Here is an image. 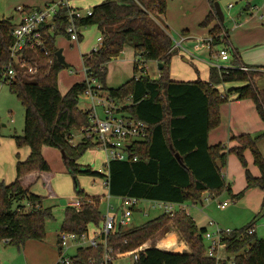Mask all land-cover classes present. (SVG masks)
<instances>
[{"label":"trees","instance_id":"1","mask_svg":"<svg viewBox=\"0 0 264 264\" xmlns=\"http://www.w3.org/2000/svg\"><path fill=\"white\" fill-rule=\"evenodd\" d=\"M207 2L210 11L201 26L207 27L216 21L209 34L214 44L224 43L229 48L223 23L214 9L215 1ZM23 10L29 12L33 7H23ZM67 12L66 7H59L52 33L44 29L48 54L33 51L26 54L28 63L36 62V74L17 73L9 83L2 82L9 86L24 109L22 134L12 136L14 142L18 148H29L28 157L15 165V179L9 184L0 182V241L18 250L28 240H44L45 220L52 216L51 207L42 204L43 197L33 194L29 186L21 183L27 175L50 170L41 153L43 145L63 152L66 171L73 180L80 204L78 208L65 206L59 232L80 235L90 227L99 228L103 219L100 197L86 194L77 180L79 175L105 177L101 171L78 162L96 144L86 138L72 142L75 132L89 126L88 111L78 106L87 83L75 82L65 94L58 88V73L67 64L57 61L55 39L58 35L69 38ZM165 12L166 0H102L91 8V15L76 20L78 28L95 25L101 37L96 50L81 56L88 78L95 79L100 91L122 106L121 112L147 125L146 138L128 147V160L109 161L106 169L109 196L195 204L202 201L205 192L209 198L220 195L223 190L230 193V185L223 176L229 153L236 155L245 174L244 188L231 195L232 198H240L253 187L264 190V159L256 146L264 131L255 136L249 133L234 136L236 144L229 148L223 143H208L209 132L220 124V105L232 95L237 100L251 101L264 125V88L256 84V79L264 73L244 65L237 51L230 50L231 66L211 65L207 81L171 79L169 65L174 51L167 25L161 18ZM12 28L10 17L0 18V72L10 61ZM80 38L79 34L78 41ZM125 46L134 50L133 76L118 87H107V64ZM148 61L160 64L158 78L151 79L145 73L143 67ZM242 66L248 70H242ZM234 83L238 86H230L225 93L217 88ZM246 149L253 156L259 176H253L247 169L243 156ZM175 153L180 155L182 163L177 161ZM170 228L179 234L190 252L172 253L152 245L139 252L131 264H218L216 258L205 254L207 245L203 234L207 229L197 227L186 212L178 210L173 214L162 212L137 226H118L106 236V246L114 254L131 251ZM249 230L252 231L249 233ZM222 241L232 264H264V238L256 236L252 223L231 230ZM104 252L103 244L95 248L77 247L69 264H100Z\"/></svg>","mask_w":264,"mask_h":264},{"label":"rangeland","instance_id":"2","mask_svg":"<svg viewBox=\"0 0 264 264\" xmlns=\"http://www.w3.org/2000/svg\"><path fill=\"white\" fill-rule=\"evenodd\" d=\"M45 1L46 0H0V17H10L12 23H15L19 17L17 9L21 8L22 6H41L45 3ZM101 1L102 0L95 3L96 0H87V5L90 2V7L92 8ZM214 1L218 2L223 13V25L228 26L229 18L235 14V11L242 9V7L251 0ZM73 2L76 3L79 2V0H71L70 4ZM205 2V0H166V16H168V22H171V25L170 27H167L166 25L165 26L169 36L171 37L173 44L172 47H174V53L171 57L169 65L170 78L176 80H196L199 78L202 81H207L208 68L211 65L217 67L231 66V53H229V60L219 61L212 57L213 54L208 49L194 48L196 39H203L208 36L207 27H202L200 22L203 20V17L200 18V14L204 10ZM230 3L233 5V7H228V4ZM183 14L188 16L183 17ZM185 28L191 30L188 35L190 38L186 37L183 39L180 42V45L176 48L174 45L182 38L181 35ZM82 29L81 40L75 41L72 46H70L67 38L63 35H58L55 39V45H57L59 49H63L65 52H68L69 56V58H67L65 53H62L67 66H64V68L59 71L57 76V82L61 90L66 87L67 83L71 82V78L74 79L83 77L81 55L86 52L89 53L91 51V49L89 50L90 46L93 49L100 44L98 41L100 33L95 25H89ZM218 49V44L213 47V50ZM133 60H135V57L133 54H131V50H124V52H122L119 57L116 58V60H113L105 79L107 85H110L111 88H115L116 86H119L129 80L133 76V67L131 64ZM157 64L158 63L156 61H148L145 64V70L148 72V76L151 79H155L152 77H154L156 74L159 75ZM69 71H72L73 75H71ZM21 74L33 76L36 73L26 72ZM230 97L228 98L227 102L220 105V124L211 130H214L211 134L215 135L210 138L211 142L215 141L217 137L219 139L222 138L224 133L225 138L223 137L222 139L224 140L221 139L222 142L220 143L228 145L226 142L228 131H234V135L228 139L229 141H235L233 137L240 135H237L235 132L241 133L248 127H250L248 130L251 129L249 132H256V134L254 133L255 135L259 134V131H261V129L256 128L258 124L261 125L262 121L260 120L253 104L248 100H231ZM91 104L92 102L90 99L86 98L84 95L79 96L78 106L80 109L88 110ZM96 110L99 117H101L100 107H97ZM23 111L24 109L21 103L16 98V96L10 92L9 86L7 84L0 83V169H2L4 165L8 167L9 172L6 175V178L11 176L10 170L13 175L15 172V163L12 164L10 160L5 161L8 157V153H10V145L14 150V155L21 148H23H18L12 137L14 135L22 134L24 122ZM221 114L223 117L222 121ZM232 116H235L237 120L238 118H242V121H239L240 123H235V119H233ZM2 125H4V127ZM243 133L248 132L244 131L241 134ZM254 134L250 135L255 136ZM80 138L81 133L79 134V132H75L72 142L76 143L80 140ZM256 146L264 159V137L257 141ZM260 146L263 150V153L261 152ZM229 156L234 159V162L232 160L229 162ZM243 156L248 170L250 166H253L256 170H258L257 166L253 162V156L249 149H246L243 152ZM103 159L104 152L99 149V147L94 145L81 156L79 161L87 162L91 168L95 166L105 169V167L102 165ZM227 160L229 163L228 169L234 173V177H231L232 175H227L224 178L225 183L230 185V193L226 190H223L220 195H217L214 198H209L208 200H206L208 195L204 194L205 197L203 198L204 195L202 196V202H197L195 204L185 202L182 204L186 212H189L191 217L195 219L196 225L199 227L203 224V226L207 227V231L215 232L217 229L233 230L252 223L256 230V236L258 238H264V190L259 187H253L247 189L240 198H232L231 195L240 192L244 188L245 174L244 169L242 168L238 158L234 153H229L227 155ZM59 164L60 167L56 162H51V169L56 170V168L62 167L63 160L61 156ZM226 168L227 166L225 165L223 168L224 173H226ZM55 173L56 184L53 183V185L60 190V194H58V190L56 188L55 190L52 186L50 188L51 191L48 190V186L46 184L41 186L40 183L36 182V185L34 186L35 191L40 189L47 190V193L42 196V204L45 207H51L52 212V216L45 220L46 235L44 240H29L38 242L36 243L38 246H36L34 249L28 247L26 252L24 249L18 250L16 246L0 241V264H55L58 260L59 253L55 246V238L56 234L60 231V225L64 217L65 209V205H60V200L65 199L67 203H69L70 201L77 200V198L73 189V180L65 168L63 170L60 169V172ZM250 173L252 174L253 172L250 171ZM78 178H83V181H81V179L79 181ZM77 180L79 186L85 192L89 191V193L100 195V211L102 215H106L107 205H111L114 208L113 210L109 211L111 214H114L115 211L119 212V210H124L127 208L117 197H107L108 194L104 191V187L106 188V186L102 185V183L105 181V177L99 178L79 175ZM51 192L56 194V196L51 195ZM221 202H227V205L224 208H220L218 203ZM143 212L145 214H142ZM160 213H162L161 210L153 208L150 201H140L132 211L131 216L128 218L127 226L125 227L140 225L147 220L158 216ZM208 220L213 221L214 225H208ZM162 237L163 233H159L156 237L147 241V245L151 244V246H155L156 244H159L160 240H162ZM171 238L172 236H170L168 239ZM207 241L206 245H208ZM76 246L77 245L74 243H69V247L66 250V255L71 256L74 254ZM217 255L218 264L221 262V257L223 255L224 257L225 255L227 256V254L224 252V249H220ZM227 258L229 260H227L226 264H232L231 257L227 256ZM132 261V256H125L115 260L113 264H131Z\"/></svg>","mask_w":264,"mask_h":264},{"label":"built area","instance_id":"3","mask_svg":"<svg viewBox=\"0 0 264 264\" xmlns=\"http://www.w3.org/2000/svg\"><path fill=\"white\" fill-rule=\"evenodd\" d=\"M71 0H57L55 2H48L33 8V10L27 12L23 10V7L17 9L18 19L13 23L11 30L12 42L9 47L10 61L0 72V83H9L10 79L17 73H36L37 64L28 63L25 59L26 54L29 52H40L44 55L48 54L47 50V38L44 34V29H49V33H52L55 24V16L58 13L59 7H66L68 9L67 19L68 25L66 28L69 34V40L77 41L79 37L78 26L76 20L81 19L85 16L91 15V8L81 10L73 8L70 5ZM229 4L228 7H232ZM180 39L174 46L177 48L180 45ZM99 43L101 37H98ZM214 38L212 35L207 36L203 39H196L194 44L195 49L206 48L213 54L212 57L219 61L229 60L230 50L227 46H220L218 50H213ZM98 47V46H97ZM94 48L93 50L97 49ZM174 48V47H173ZM217 67V66H216ZM221 66H218L220 68ZM230 67V66H229ZM242 70L247 71L248 67H241ZM72 72V71H70ZM84 80L87 83V88L84 90L83 95L90 99L92 104L89 107V126L79 131L81 138L91 140L96 144L99 149L105 153V160L103 166L105 169L102 170L105 173V181L103 185L107 188V166L110 160L116 159L125 161L129 159L128 147L134 141H141L146 138L147 125L140 120H135L124 112L120 111L121 105L111 101L101 91L100 85L93 78H88L86 75V69L83 67ZM95 87V88H94ZM100 107L101 117L97 114L96 108ZM80 138V139H81ZM136 157H133V161ZM209 197H206L208 200ZM121 203L127 208L124 210L115 211L114 214L109 212L113 210L111 205H107L106 215H102L103 219L101 225L98 228L97 235H90L88 232L83 234H75L71 232H59L57 235V249H58V260L60 264H69L70 255H66V250L69 247V243L76 244L77 247H93L95 248L98 244H103L105 247L104 257L100 264H113L117 259L125 256H132L133 260L137 259L138 253L151 246L147 245L146 242L134 250L126 252L112 253V250L106 246V236L116 229L118 226L125 227L128 223V218L132 214V207L143 200H138L134 197H119ZM152 207L160 209L161 212L173 214L175 211L186 212L183 204H175L166 201L152 200ZM78 200L70 204L71 207H79ZM227 205L226 202L218 204L220 208H224ZM187 214V213H186ZM208 225H214V222L209 220ZM231 230L217 229L215 232L205 231L203 234L208 245L206 248V255L208 257H214L218 259V251L224 249L223 239ZM252 230H249L250 233Z\"/></svg>","mask_w":264,"mask_h":264},{"label":"crops","instance_id":"4","mask_svg":"<svg viewBox=\"0 0 264 264\" xmlns=\"http://www.w3.org/2000/svg\"><path fill=\"white\" fill-rule=\"evenodd\" d=\"M55 1H57V0H46L45 3L55 2ZM99 1L100 0H96L95 3L99 2ZM205 1L206 2L204 3V10L200 14V18L203 17V20H204V18L206 17V15L210 11V6H209L207 0H205ZM70 5L73 8L83 9V10L91 8L90 7V2L87 5V0H79V2H76V3L73 2ZM22 7H24V6H22ZM37 7H39V6H36V7H33V8H37ZM186 16H188V15H184L183 14V17H186ZM161 18H162L163 22L167 25V27H170L171 22H168L169 18H168V16H166V12ZM203 20H201L200 22H202ZM200 22H199V24H200ZM228 22H229L228 26L223 25V29H224L223 30L224 31L223 35L226 36L227 45L230 48V49L229 48L228 49L229 50H234V51L236 50L239 60L244 65L254 67L258 71L264 73V0H251L246 5H244L242 7V9H239L238 11H235V14L232 17L229 18ZM215 24H216V21L212 22L209 26H207L208 36L210 35L209 33H210L211 27L214 26ZM82 30H83L82 28H80V30H79V34H80L81 37H82ZM190 31L191 30H188L187 28H185L183 30V32H182V35H181L182 38L183 39H185L186 37L190 38V36H188ZM67 40L70 43V46H72L75 43V41H71L68 38H67ZM80 40H81V38H80ZM218 45L226 46V45H224V43H220ZM56 47L58 48L57 45H56ZM90 49H91V51L93 50L91 48V46L89 47V50ZM61 50H62V53H65L66 57L69 58L68 52H65V50H63V49H61ZM124 50L125 51L126 50H131V54L134 55V50H133L132 47L125 46L123 48L122 52H124ZM83 54H87V52L83 53ZM118 57H116V58H118ZM116 58L111 59V61L107 64V72H108L109 67L112 64V61L116 60ZM133 61L131 63L132 67H133ZM158 66H159V63L157 64V69L159 70L160 68ZM143 68H144L145 73L148 75V72L145 70V65H144ZM69 73H71V75H73L72 72L69 71ZM158 77H159V75L156 74L152 78L156 79ZM171 79H173V78H171ZM83 80H84V74H83V77H81V78H74V79L71 78V82L67 83L66 87L63 90H61L60 86L58 85L60 93L61 94H65L67 92V90L75 82H81ZM173 80H176V79H173ZM178 81H191V80H178ZM236 84L237 83H234V84H223V85L217 86V88H218V90L220 92L225 93L227 91V89H229L230 86H238ZM256 84H257V86L259 88H264V75L259 77L258 79H256ZM106 85H107V83H106ZM107 87L111 88L110 85H107ZM116 87H118V86H116ZM235 97H236V95H232L230 97V99L234 100ZM249 102H251V101H249ZM81 110H85V109H81ZM23 115H24V111H23ZM232 117H233V119H235V123H240L239 121H242V118H238V120H237L235 116H232ZM222 118L223 117H222V114H221V121H222ZM2 126L4 127V125H2ZM249 128L250 127H248L246 130H243L242 132L246 131V132H248L249 134H252V135L254 133L256 134V132H254V133L249 132V131H251V129L248 130ZM256 128L261 129V131H259V133L264 131V125L262 123H261V125L258 124V126ZM213 131H210L209 134H208V143L210 145L220 143V142H222V140H224L222 138L223 137L225 138V134L223 133L222 138L219 139L217 137V139H215V141L211 142L210 138L215 136V135L211 134V133H213ZM215 132H217V131H215ZM233 133H234V131H228L227 132V139H226L227 141L225 140L227 142V144H228L227 148H229V147L233 146L234 144H236L235 141H232V140L229 141L228 140L232 135H234ZM235 133H237V135L241 134V133H238V132H235ZM260 149H261V152L263 153V150H262L261 146H260ZM19 151H20V153H19ZM19 151L14 155V150L11 148V145H10V153H8V157L6 158L5 161L10 160V162L12 164L15 163V165H16V163L18 161H24L29 155V148L28 147H23ZM41 153H42L44 159L46 160V162L48 163L50 171L49 172H43V173H32V174L27 175V176H25V177H23L21 179V183L24 186H29L30 191L33 194L38 195V196H43L44 194L47 193V190L40 189V190L35 191L34 186L36 185L35 184L36 182L40 183L41 186L46 184L48 186V190L51 191V189H50L51 186L54 187L53 183L56 184L55 183V180H56V173L55 172H60V169L63 170L64 168L66 170L64 161H63V164H62L61 168H56V170H52L51 169V166H52L51 162H53V161L56 162L57 165H59V167H60V164H59L60 156H61V158L63 160V156H62L61 152L58 149L43 145L41 147ZM104 160H105V153H104L103 161ZM231 160L234 162V159L231 156H229V162ZM103 161H102V163H104ZM78 162L80 164H83V165H88L87 162H85V161L81 162V161L78 160ZM226 163H227L226 164V166H227L226 173H224V171H223L224 178L227 175H229V176L232 175L231 177H234L233 176L234 173L230 169H228V167H229L228 160H227ZM93 169L101 171L102 173H104V171L102 170L101 167H95L94 166ZM250 171L253 172L252 173L253 176H259V174H260L259 170H256L253 166L252 167L250 166L249 172ZM8 172H9V169H8V167L6 165H4V167L2 169H0V174H1L0 175V182H3L5 184H9L15 179V172H14V175H13L11 170H10V175L11 176H9V178H6V175H7ZM3 173H5V174H3ZM80 179H81V181H83V178H78L79 181H80ZM102 185H103V183H102ZM55 188L58 190V194H60V190L57 187H54V189ZM104 191L108 194L107 188L104 187ZM86 192L85 193L88 194L89 196H100L98 194L96 195L95 193H89V191H86ZM51 195L56 196V194H53L52 192H51ZM108 196H109V194L107 195V197ZM204 197H205V195L203 196V198ZM117 198L119 199V197H117ZM74 201H76V200H74ZM74 201H70L69 203H67V201H66L65 202V206H70V204L73 203ZM186 213L191 217V214L189 212H186ZM142 214H145V213L143 212ZM193 220L195 222V219H193ZM208 221H207V223H208ZM200 227H204L205 229H207V227L203 226V224H202V226H199V228ZM97 231H98V228L90 227L89 231H88V234L97 235ZM254 232L256 234L255 228H254ZM58 233L56 234V238H55V241H56L55 246H56V248H57V235H58ZM170 236H172V238L168 239ZM36 243H38V242L29 241L28 240V241L25 242L23 249L25 250V252L28 249V247L31 248V249H34L36 246H38V245H36ZM146 244H148V242H146ZM155 247L158 248V249L167 251V252H172V253H188V252H190L188 245L180 238L179 234L175 230H173L172 228H170V230H164L162 240H160L159 244H156ZM221 259L222 260H221V262H219V264H226L227 260H229L226 255H225V257L223 255L221 257Z\"/></svg>","mask_w":264,"mask_h":264},{"label":"water","instance_id":"5","mask_svg":"<svg viewBox=\"0 0 264 264\" xmlns=\"http://www.w3.org/2000/svg\"><path fill=\"white\" fill-rule=\"evenodd\" d=\"M213 5H214V9H215V12H216L217 16L219 17L221 23H223V21H224V16H223V13H222V11H221V9H220V7H219L218 2H214ZM56 57H57V61H58L60 64L66 65V61H65V59H64V56L62 55V50H61V49H58V50L56 51ZM158 67L160 68V64H159ZM169 147H170V149H173L172 145H170ZM60 152H61L62 156L64 157L63 152H62V151H60ZM174 156H175V158L177 159V161H178L179 163H182L181 157H180V155H179L178 153H175ZM65 202H66L65 199H61V200H60V204H61V205H65ZM165 230H167V229H165Z\"/></svg>","mask_w":264,"mask_h":264}]
</instances>
